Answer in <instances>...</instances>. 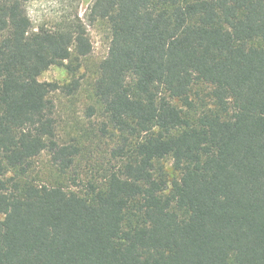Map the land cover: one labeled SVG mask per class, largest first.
Returning a JSON list of instances; mask_svg holds the SVG:
<instances>
[{"label": "trees", "instance_id": "16d2710c", "mask_svg": "<svg viewBox=\"0 0 264 264\" xmlns=\"http://www.w3.org/2000/svg\"><path fill=\"white\" fill-rule=\"evenodd\" d=\"M30 1L0 0V264H264V0H58L51 27ZM97 22L87 145L51 95Z\"/></svg>", "mask_w": 264, "mask_h": 264}, {"label": "rangeland", "instance_id": "374dc122", "mask_svg": "<svg viewBox=\"0 0 264 264\" xmlns=\"http://www.w3.org/2000/svg\"><path fill=\"white\" fill-rule=\"evenodd\" d=\"M92 0H79L74 6V11L85 23V16L88 6ZM63 3L58 0H33L26 4V11L34 27L41 25L51 27L65 13L73 11L66 9ZM92 52L90 55L82 58L80 70L77 75L80 77V86L75 93L67 94L64 90H58L52 93V98L56 106V118L58 122V132L63 140L70 141L77 138L90 144L92 140H97L94 130L100 123V115L97 113L91 119L86 117V109L92 103V83L95 78L96 66L107 54L108 50V30L104 22H97L93 25H87ZM39 79L41 81H54L60 86L69 83L71 76L66 66H53L45 71ZM107 148L105 141L101 144L99 152L104 153ZM102 155V154H100ZM49 162L47 154H43L36 159L37 167L42 169ZM82 175L89 177V167L82 162Z\"/></svg>", "mask_w": 264, "mask_h": 264}]
</instances>
